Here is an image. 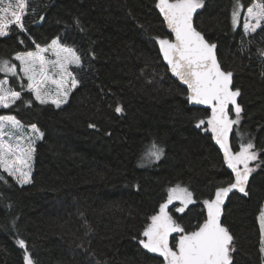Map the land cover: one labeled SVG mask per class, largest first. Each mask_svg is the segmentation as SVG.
I'll list each match as a JSON object with an SVG mask.
<instances>
[{"label":"trees","instance_id":"1","mask_svg":"<svg viewBox=\"0 0 264 264\" xmlns=\"http://www.w3.org/2000/svg\"><path fill=\"white\" fill-rule=\"evenodd\" d=\"M251 1L242 0L243 10ZM156 2L28 0L26 31L13 27L0 37V60L17 65L16 76L0 73V80L23 88L11 108H0L21 125L6 129L9 142H16L14 133L26 143L35 136L33 124L44 134L33 144L30 183L21 185L0 169V264H25L26 251L33 264H162L163 257L139 241L168 189L184 184L192 191L194 202L172 217L193 231L206 219L203 201L233 181L207 124L210 110L191 105L163 63L157 38L172 36ZM234 3L204 0L194 25L216 45L222 69L233 73L232 88L240 90V122L229 131V146L237 152L251 141L258 156L249 162L255 170L248 194L228 196L222 224L235 238L234 264H263L264 26L247 33L241 24L234 27ZM53 39L74 48L82 61L69 67L79 84L59 108L35 100L14 59ZM44 56L56 59L51 51ZM44 90L57 92L50 83ZM230 119H236L234 109ZM200 120L205 123L197 127ZM153 143L163 154L145 164ZM179 235L170 236L171 247Z\"/></svg>","mask_w":264,"mask_h":264},{"label":"snow or ice","instance_id":"2","mask_svg":"<svg viewBox=\"0 0 264 264\" xmlns=\"http://www.w3.org/2000/svg\"><path fill=\"white\" fill-rule=\"evenodd\" d=\"M203 3L204 0H157L156 8L174 35V40L157 39L160 52L167 61L171 73L187 86L188 101L211 107V116L208 117L207 124L214 140L223 150L225 164L232 170L235 178L227 187H217L213 199L203 201L207 218L193 231H185L166 211L173 200H179L182 207L176 208L175 211L183 213L187 205L193 202L192 193L179 185L168 189L167 201L160 204L159 212L150 217L151 223L144 228L141 234L143 238L139 241L144 249L163 257L164 264H234L235 238L221 223V205L233 189L248 194L245 186L249 182L250 174L255 170L249 167V162L258 159L251 141L241 143L237 152H233L229 146V131L240 122L242 109L237 103L240 90H233L231 87L233 73L222 70L217 61L214 51L216 45L209 43L193 26V14L203 6ZM241 8L242 0H235L232 11L234 27L241 15ZM27 9L28 0H15L14 3L13 0H0V37L8 36L13 27L20 33L26 31L23 21ZM262 26L264 0H254L253 4L247 7L244 28L247 33L255 32ZM48 51L56 57L55 60L49 61L45 58L44 53ZM261 55L264 56V52ZM14 59L19 61V72L28 81L27 90L40 104L50 102L59 108L67 102L69 92L79 84L76 76L69 71V67L81 66V57L74 48L61 44L58 39H53L47 47L36 45L35 51L17 53ZM0 73L16 76L17 65L8 60H0ZM53 75L59 78H53ZM48 83L56 86L55 96L44 90ZM21 91L11 88L8 79L0 80V108H11L21 99ZM229 105L235 111V120L229 118ZM121 111L122 108L117 106L116 112ZM204 123V120H200L197 127ZM20 127V122L15 116L0 115V169L24 185L31 182V161L35 151L33 144L36 139H42L44 134L33 124L31 130L35 133L34 137H29L25 143L20 136L13 133L16 142L10 143L9 132L6 129ZM162 154L163 150L153 143L143 159L149 162L159 160ZM258 219L261 233L260 251L264 253V210ZM170 233H180L174 247L169 246ZM17 243L21 247L25 246L22 239ZM24 260L25 264H33L27 251Z\"/></svg>","mask_w":264,"mask_h":264},{"label":"rangeland","instance_id":"3","mask_svg":"<svg viewBox=\"0 0 264 264\" xmlns=\"http://www.w3.org/2000/svg\"><path fill=\"white\" fill-rule=\"evenodd\" d=\"M253 2H254V0H252L248 5H247V7L248 6H250V5H252L253 4ZM247 7H245V9L243 10V2H242V8H241V15H240V17H239V20H238V23H237V25L235 26V27H237L239 24H241V27H242V29H243V31L244 32H246V30H245V28H244V21H245V14H246V10H247ZM231 20H232V15H231ZM155 161H157V160H152V161H148V160H146V163L145 164H148V163H152V162H155ZM177 185H179L181 188H186L189 192H191L192 193V191L186 186V185H184V184H176V185H174V186H171L170 188H175ZM167 199H168V193H167V197H166V199H165V201L163 202V203H165L166 201H167ZM194 200H195V197H194V195H193V193H192V201L194 202ZM192 202V203H193ZM192 203H190V204H192ZM190 204H188L187 205V207L190 205ZM172 205H174L172 208H171V206ZM179 207H182V204H181V202L179 201V200H173V202L171 203V204H169L168 205V208L166 209V211H168V213H169V215H173L172 214V211L174 210L175 211V209L176 208H179ZM186 207V208H187ZM185 208V209H186ZM262 210H264V207H263V209ZM158 212H159V210H158ZM176 212V211H175ZM176 213H178V212H176ZM261 213V212H260ZM260 213H259V215H260ZM180 214V213H179ZM259 215H258V217H259ZM258 222H259V219H258ZM151 223V222H150ZM173 233H170L169 234V246H170V236L172 235ZM146 239V238H145ZM260 245H261V234H260ZM171 247V246H170ZM261 247V246H260ZM157 254V253H156ZM263 254V264H264V253H262Z\"/></svg>","mask_w":264,"mask_h":264},{"label":"water","instance_id":"4","mask_svg":"<svg viewBox=\"0 0 264 264\" xmlns=\"http://www.w3.org/2000/svg\"><path fill=\"white\" fill-rule=\"evenodd\" d=\"M158 11H159V9H158ZM159 14H160V12H159ZM161 15V14H160ZM195 16H196V12L193 14V26L195 27V25H194V20H195ZM161 17H162V19H163V16L161 15ZM163 22H164V19H163ZM164 24H165V27H166V29H167V31L169 32V34H171V36H172V39L171 40H174V35L171 33V31H170V29H168V27H167V25H166V23L164 22ZM195 29L197 30V31H199L196 27H195ZM200 32V31H199ZM202 34V33H201ZM203 35V34H202ZM204 36V35H203ZM206 39V38H205ZM207 40V39H206ZM208 41V40H207ZM209 42V41H208ZM210 43V42H209ZM214 51H215V55H216V58H217V61H218V56H217V53H216V48L214 49ZM161 58H162V60H163V63L165 64V66L167 67V69H168V72H169V74L171 75V77L173 78V79H175L181 86H183L184 88H186V90H187V86L186 85H184L183 84V82L182 81H180L177 77H175L172 73H171V71H170V69H169V67H168V65H167V61H165L164 60V58H163V54L161 53ZM219 62V61H218ZM220 64V63H219ZM221 66V65H220ZM222 68V67H221ZM223 70V69H222ZM233 86V80H232V85H231V87ZM234 90V89H233ZM237 103L239 104V102H238V97H237ZM191 105H194V106H198V107H202V108H207V109H209L210 110V116H211V107L210 106H208V105H201V104H196V103H191ZM229 109H233V107L231 106V105H229ZM229 118H230V110H229ZM215 143H216V141H215ZM216 145L218 146V148L221 150V152H222V154H223V150L220 148V146H219V144H217L216 143ZM232 171V170H231ZM232 174H233V181H234V173L232 172ZM222 187H227V185H225V186H222ZM234 191H237V189H233V191L232 192H234ZM232 192H230L229 194H228V196L232 193ZM214 196H215V194H214ZM214 196H213V198H214ZM228 196L227 197H225V199H224V203L221 205V223H222V215H223V211H224V205H225V202H226V200H227V198H228ZM212 198V199H213ZM206 218H207V211H206ZM162 264H164V262L162 263Z\"/></svg>","mask_w":264,"mask_h":264}]
</instances>
